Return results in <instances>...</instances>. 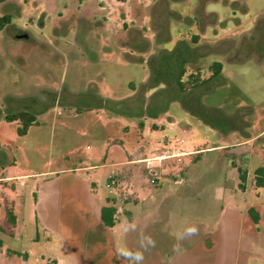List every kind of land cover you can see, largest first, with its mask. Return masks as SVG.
Returning <instances> with one entry per match:
<instances>
[{
	"label": "rangeland",
	"instance_id": "374dc122",
	"mask_svg": "<svg viewBox=\"0 0 264 264\" xmlns=\"http://www.w3.org/2000/svg\"><path fill=\"white\" fill-rule=\"evenodd\" d=\"M4 13L0 264H264V0H9ZM183 41L188 73L222 72L159 108L148 60ZM21 111L36 116L25 135L5 119ZM190 147L206 149L174 155Z\"/></svg>",
	"mask_w": 264,
	"mask_h": 264
},
{
	"label": "trees",
	"instance_id": "16d2710c",
	"mask_svg": "<svg viewBox=\"0 0 264 264\" xmlns=\"http://www.w3.org/2000/svg\"><path fill=\"white\" fill-rule=\"evenodd\" d=\"M9 0H0V3L8 2ZM126 1V0H119ZM163 1V0H160ZM168 1V0H166ZM202 6V3H201ZM14 16L11 13H4L0 15V30L4 29L8 24L12 23ZM194 42H198L199 35L196 34L193 37ZM234 46V43L230 45V48ZM228 49V48H227ZM225 49V50H227ZM219 48H211L209 52H222L225 51ZM191 53V49L185 44V41L181 42L173 51L163 50L158 55L152 56L148 62L151 67L152 76L147 83V86H156L164 83V88L157 92V96L154 99L152 105L157 107H166L168 102L178 97H183L187 95L195 88L204 86L216 78L222 72V63L215 61L211 64V74L208 77H203L201 70L196 72H187V62L189 60L185 53ZM237 54V53H236ZM232 60H241L239 56L232 55L230 57ZM160 101V105L157 103ZM184 101V100H183ZM151 107L147 111H151ZM8 121L20 120L22 124L18 127V133L20 135L27 134L30 126L36 123V116L28 111H21L18 113H8L5 116ZM140 127H144V123H140ZM239 177L241 179L240 188L246 189L247 181V171L241 166H238ZM254 184L256 187H264V165L256 169L254 175ZM113 201V200H112ZM114 202V201H113ZM116 205L107 204L101 208V221L104 226L112 228L116 225ZM249 215L255 224H258L261 220V214L255 207H250ZM9 220L11 223L15 224L17 221V216L13 210H9ZM2 245V240L0 239V246Z\"/></svg>",
	"mask_w": 264,
	"mask_h": 264
},
{
	"label": "crops",
	"instance_id": "0c3cea01",
	"mask_svg": "<svg viewBox=\"0 0 264 264\" xmlns=\"http://www.w3.org/2000/svg\"><path fill=\"white\" fill-rule=\"evenodd\" d=\"M14 21V20H13ZM244 141H247V140H244ZM244 141H241V142H244ZM241 142H238V143H234V144H240ZM202 149H206V148H195V147H190V148H184V150L183 151H180V152H176V153H174V155H178V154H183V155H189V157H191V156H193L192 154H196V153H198L200 150H202ZM134 160H137L136 158L135 159H133L132 161H134ZM124 161H121V163H123ZM232 164L235 166V167H237V169H238V164L237 163H235V162H232ZM238 174H239V172H238ZM248 175V174H247ZM102 208V207H101ZM14 213L15 214H17L16 213V211H14ZM17 216V215H16ZM18 218V217H17ZM252 220V219H251ZM253 221V220H252ZM261 221V220H260Z\"/></svg>",
	"mask_w": 264,
	"mask_h": 264
},
{
	"label": "built area",
	"instance_id": "2783aa9c",
	"mask_svg": "<svg viewBox=\"0 0 264 264\" xmlns=\"http://www.w3.org/2000/svg\"><path fill=\"white\" fill-rule=\"evenodd\" d=\"M148 164H149V166L152 165L151 162H149ZM158 180H159V179L153 178V179H152V182L155 183V184H158V182H159Z\"/></svg>",
	"mask_w": 264,
	"mask_h": 264
},
{
	"label": "clouds",
	"instance_id": "9594fccd",
	"mask_svg": "<svg viewBox=\"0 0 264 264\" xmlns=\"http://www.w3.org/2000/svg\"><path fill=\"white\" fill-rule=\"evenodd\" d=\"M188 232H189V234H195L196 229L194 227L190 228V229H188Z\"/></svg>",
	"mask_w": 264,
	"mask_h": 264
}]
</instances>
